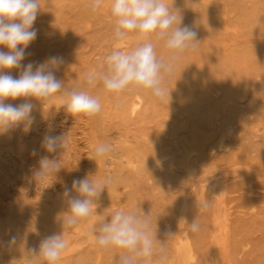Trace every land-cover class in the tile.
<instances>
[{"label":"rangeland","instance_id":"374dc122","mask_svg":"<svg viewBox=\"0 0 264 264\" xmlns=\"http://www.w3.org/2000/svg\"><path fill=\"white\" fill-rule=\"evenodd\" d=\"M39 3L34 24L39 33L22 63L63 56L67 62L56 75L66 88L83 85L86 74L113 49L128 51L140 43L134 34L116 41L113 17L108 16L111 0H103L96 12L90 11V0ZM166 3L201 40L165 77L170 97L159 101L135 90L110 94L98 84L90 92L99 96L102 109L93 117L68 113L59 96L47 103L33 98L36 121L31 130L18 128L0 136V264H42L30 250L62 231L69 243L57 264H119L120 252L100 247L92 236L93 226L116 210L150 214L153 234L168 249L167 264H224L213 229L214 181L221 173L228 182L230 262L264 264V0ZM153 43L158 56L167 58L162 42L153 38ZM136 95L142 105L133 114L130 104ZM53 132L68 138L65 150L50 155L61 160L63 169L38 183L30 179V168L47 154L40 145ZM101 143L110 144L112 152L98 159L94 149ZM32 149L37 157L31 156ZM87 174L90 179L110 174L115 182L89 218L64 227L60 216L67 209L61 185L71 186L73 178ZM204 201L208 207L202 209ZM194 219L198 233L188 227ZM166 230L174 233L172 239L166 240ZM10 234L15 243H8ZM185 235L190 256L181 243Z\"/></svg>","mask_w":264,"mask_h":264},{"label":"clouds","instance_id":"9594fccd","mask_svg":"<svg viewBox=\"0 0 264 264\" xmlns=\"http://www.w3.org/2000/svg\"><path fill=\"white\" fill-rule=\"evenodd\" d=\"M102 5L103 0H90L89 9L96 12ZM39 12V0H0V136L18 128L24 133L31 130L36 121L33 98L47 103L59 96L64 101L61 106L73 116L97 115L102 104L90 89L98 84L106 93L147 91L164 101L170 97L165 77L173 73L183 54L195 52L201 42L197 31L184 25L182 15L166 0H111L116 41H125L134 34L140 43L128 51L119 47L113 49L97 68L86 74L83 85L66 88L56 75L65 64L63 56H49L39 63H22L30 54L26 49L38 36L39 30L34 24ZM153 38L167 49V58L158 56ZM67 146L66 135H45L40 149L47 154L40 156L37 164L30 168V179L40 183L50 176L56 177L63 169L62 163L50 155ZM111 152L112 146L107 143L98 144L94 149L98 159L106 158ZM31 156L37 157V149H32ZM90 175L73 178L71 186L61 185L60 195L67 209L60 216L64 227H76L89 218L99 206L102 193L115 182L110 174L100 179H90ZM207 207L206 202L200 204L202 209ZM188 227L191 233L200 231L195 219ZM92 234L100 247L120 252L119 264H153L154 260L155 264H167L169 260L164 241L157 238V232L153 234L149 213L140 215L136 210H116L94 225ZM165 236L170 240L174 233L166 230ZM15 240V235L10 234L8 243ZM68 243L63 231L54 232L30 252L42 264H57Z\"/></svg>","mask_w":264,"mask_h":264},{"label":"bare ground","instance_id":"6f19581e","mask_svg":"<svg viewBox=\"0 0 264 264\" xmlns=\"http://www.w3.org/2000/svg\"><path fill=\"white\" fill-rule=\"evenodd\" d=\"M209 3H214L215 2V0H207ZM67 3V2H66ZM107 5H108V3H106ZM103 8V7H102ZM105 8H107V7H104V9ZM109 9V8H108ZM107 10V9H106ZM107 11H109V10H107ZM104 13V12H103ZM107 13H109V12H107ZM105 14V13H104ZM110 15H108V16H111V13H109ZM111 18V17H110ZM87 28H88V26H87ZM90 28V27H89ZM133 40H134V38H133ZM129 44V43H128ZM136 46V45H135ZM66 61V60H65ZM67 62V61H66ZM206 68V67H205ZM58 73V72H57ZM219 94V93H218ZM141 105H142V99L139 97V96H134L133 97V100H132V102H131V104H130V106H131V111H132V113L134 114V113H136L139 109H140V107H141ZM113 124V123H112ZM55 133L53 132V135H54ZM213 136H215V135H213ZM222 145V144H221ZM221 147L222 146H220V149H221ZM161 160V159H160ZM163 160H165V159H163ZM162 162V161H161ZM156 167H158L159 168V166L157 165ZM238 169L239 168H241V167H237ZM211 169V168H210ZM213 169H215V168H213ZM243 169V168H242ZM217 170V169H216ZM216 170L215 171H213V173L214 174H216ZM240 170V169H239ZM203 171H205L204 169H203ZM220 172H221V170H219ZM217 172V173H219L220 174V172ZM233 171V170H232ZM248 171H251V170H247V172ZM247 172H243V170L241 171V173H247ZM205 173V172H204ZM226 173V172H225ZM228 173H231L232 175L231 176H234L233 174L234 173H232V172H228ZM250 173H254L255 174V172H250ZM206 174V173H205ZM208 174V173H207ZM256 174H258V172H256ZM212 176H214V175H212ZM226 175H224L223 173H221V176L219 177V178H217L216 179V181H214V190H216L215 191V193L217 192V198H216V206L214 207L215 209H214V220H213V229H214V239H215V242L218 244V245H221V247H218V248H221L222 249V254H221V257H222V260H223V263L224 264H231V262H230V255H229V252H228V250H227V245H226V243H227V233L225 232V222L227 221L228 222V218H227V209L225 208L226 206H225V197H226V195H227V193H228V182H227V180H226V177H225ZM229 176V175H228ZM231 176H229L227 179H229ZM261 176V175H260ZM202 177V176H201ZM249 177H251V176H249ZM244 178H246V177H244ZM252 178V177H251ZM233 179V178H232ZM239 180H240V178H238ZM263 179V178H262ZM232 181H234V180H232ZM230 182H231V180H230ZM260 182H262V180H260ZM188 185V184H187ZM203 189V188H202ZM212 189H213V187H212ZM204 191V190H203ZM202 191V192H203ZM214 192V191H213ZM262 192V191H261ZM201 196H202V193H201ZM213 197H215L214 195H213ZM202 198V197H201ZM211 198V197H210ZM187 199V198H186ZM185 199V200H186ZM104 200V199H103ZM184 200V202H187V200L185 201ZM202 200V199H201ZM102 201V200H101ZM203 201V200H202ZM205 202V201H204ZM203 202V203H204ZM183 203V202H182ZM122 208V207H121ZM183 208H184V210H186V204L184 205L183 204ZM182 208V209H183ZM183 211V210H182ZM184 213V212H183ZM184 214H186V212L184 213ZM184 216V215H183ZM230 216V215H229ZM107 217V216H106ZM231 220V219H230ZM229 220V221H230ZM180 221V220H179ZM179 221H177V222H179ZM182 221V220H181ZM183 222V221H182ZM212 223H210V225H211ZM183 227V226H182ZM93 236V235H92ZM83 241H85V240H83ZM180 243V242H179ZM181 243H182V247L184 248V249H186L185 251L187 252H184V254L186 253V255H189L190 256V254H188V253H190V239H189V237H188V235H185V238L183 239V240H181ZM97 245V244H96ZM102 255V254H101ZM182 255V254H181ZM186 257H188V256H186ZM176 259V258H175ZM98 260V259H97ZM177 260V259H176ZM188 260V259H187ZM100 261V260H99ZM178 261V260H177Z\"/></svg>","mask_w":264,"mask_h":264}]
</instances>
